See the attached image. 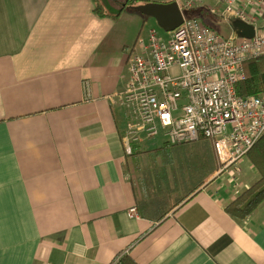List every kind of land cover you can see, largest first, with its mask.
Returning a JSON list of instances; mask_svg holds the SVG:
<instances>
[{
    "label": "crops",
    "instance_id": "obj_1",
    "mask_svg": "<svg viewBox=\"0 0 264 264\" xmlns=\"http://www.w3.org/2000/svg\"><path fill=\"white\" fill-rule=\"evenodd\" d=\"M93 9L0 0V264H110L123 254L136 264H264V203L241 222L225 212L239 196L235 175L215 176L208 142L211 152L163 142L178 151L175 168L139 145L125 154L126 58L149 17ZM241 162L244 189L258 175Z\"/></svg>",
    "mask_w": 264,
    "mask_h": 264
},
{
    "label": "built area",
    "instance_id": "obj_2",
    "mask_svg": "<svg viewBox=\"0 0 264 264\" xmlns=\"http://www.w3.org/2000/svg\"><path fill=\"white\" fill-rule=\"evenodd\" d=\"M181 11L201 8L211 22L235 21L253 28V37L223 36L200 18L184 19L161 40L151 30L137 38L127 59L125 150L160 138L168 146L208 142L218 163L216 175L232 171L264 135V95L241 96L243 64L264 56V0H171ZM183 15V14H182ZM129 215L135 209H129ZM114 260L111 264H116Z\"/></svg>",
    "mask_w": 264,
    "mask_h": 264
},
{
    "label": "trees",
    "instance_id": "obj_3",
    "mask_svg": "<svg viewBox=\"0 0 264 264\" xmlns=\"http://www.w3.org/2000/svg\"><path fill=\"white\" fill-rule=\"evenodd\" d=\"M94 4L93 14L98 18L110 17L112 20L119 18L126 9L151 3V0H126L124 8L114 10L111 8L109 0H92ZM203 19V16L199 14ZM216 31L219 32L217 28ZM220 33V32H219ZM245 79L236 87V92L241 96H262L264 95V56L256 60H250L243 64ZM165 146L170 147L165 144ZM136 145H130L125 150L126 155H131ZM128 153V154H127ZM246 159L258 175V179L225 207V212L235 221L241 222L250 216L262 203H264V135L248 152ZM171 196H166L165 200L170 201ZM182 198L178 199L181 201ZM116 264H136L135 261L126 254L118 255L114 260ZM113 260V261H114Z\"/></svg>",
    "mask_w": 264,
    "mask_h": 264
},
{
    "label": "rangeland",
    "instance_id": "obj_4",
    "mask_svg": "<svg viewBox=\"0 0 264 264\" xmlns=\"http://www.w3.org/2000/svg\"><path fill=\"white\" fill-rule=\"evenodd\" d=\"M109 1H111V5L110 6H114V7H116V8H119L121 5H122V2H123V0H119L118 2L117 1H115V0H109ZM151 1H158V2H165V1H167V0H151ZM170 2H173V1H171V0H169ZM119 2H121V3H119ZM211 3V2H210ZM196 14H195V13ZM206 12V11H205ZM200 13V12H199ZM202 13V12H201ZM264 13V12H263ZM182 14H183V18L184 19H188V18H194L195 16H197V18H200V19H202V17L196 12V11H190V10H184L183 12H182ZM203 14V13H202ZM204 15V14H203ZM212 20V19H211ZM211 22V21H210ZM208 24V23H207ZM213 24V22H211L209 25L211 26ZM214 29H215V27H214ZM151 31V30H153L155 33H156V37L159 39H161V40H167L168 38H167V33L166 32H164L160 27H159V25L157 24V22L154 20V19H152V18H145V24H144V26H143V28H142V31H141V33H140V38H142V37H144V35H146V33L148 32V31ZM219 32H220V34L221 35H223V36H229V34H228V31L226 32L225 30H223V29H221L220 28V30H219ZM132 48V47H131ZM130 48V49H131ZM130 51V50H129ZM127 59V58H126ZM125 126H126V124H125ZM125 133H126V127L124 128V130H123V132H122V134L125 136ZM185 146H181V145H179V146H181V147H176V146H173V147H175V148H178V149H190V150H198V151H201V150H206L207 152H211V149L206 145V144H204V142L203 141H198V142H195V143H191V144H184ZM210 145V144H209ZM163 140L162 139H160V138H157V139H154V140H147V141H145L143 144H141V145H139V148L140 149H143V150H156V151H160L159 152V156L158 157H156V156H154V157H150L149 159L150 160H152V161H156V162H158V161H162L164 164H167L166 166H172V167H176V163H174V162H172L171 160H174L175 158L174 157H172V156H169V155H173L174 154V152H178V151H176L174 148H166V149H163ZM170 147H172V146H170ZM163 151H166L167 152V155L166 156H164V152ZM194 159H197V158H194ZM198 159H200V158H198ZM145 162V161H144ZM242 163V162H241ZM148 164V163H147ZM216 164H217V168H216V173H217V170H218V163H217V161H216ZM143 165H146V162L145 163H143L142 164V166ZM216 173H215V176H216ZM200 175H201V173H200V170H198L197 171V176L200 178ZM190 176V175H189ZM214 178V176H211L209 179L211 180V179H213ZM198 179V178H197ZM197 179L194 177L192 180H191V182H193V183H195L196 181H197ZM180 198H182V197H180ZM179 197L178 198H176L175 200H178V199H180ZM171 199H174V198H172L171 197ZM186 198H182L181 199V201H183V200H185ZM174 200V201H175ZM111 264V263H110Z\"/></svg>",
    "mask_w": 264,
    "mask_h": 264
},
{
    "label": "water",
    "instance_id": "obj_5",
    "mask_svg": "<svg viewBox=\"0 0 264 264\" xmlns=\"http://www.w3.org/2000/svg\"><path fill=\"white\" fill-rule=\"evenodd\" d=\"M139 14L154 19L159 27L166 33H171L183 22V15L175 2H151L133 7ZM237 36L244 38L253 37V28L235 21L232 23Z\"/></svg>",
    "mask_w": 264,
    "mask_h": 264
},
{
    "label": "bare ground",
    "instance_id": "obj_6",
    "mask_svg": "<svg viewBox=\"0 0 264 264\" xmlns=\"http://www.w3.org/2000/svg\"><path fill=\"white\" fill-rule=\"evenodd\" d=\"M254 33V32H253Z\"/></svg>",
    "mask_w": 264,
    "mask_h": 264
}]
</instances>
